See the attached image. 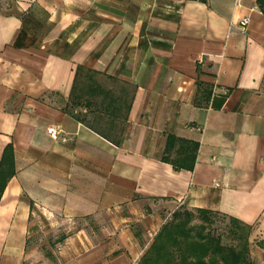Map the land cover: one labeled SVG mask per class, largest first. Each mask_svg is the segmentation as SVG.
I'll use <instances>...</instances> for the list:
<instances>
[{"label": "crops", "instance_id": "obj_1", "mask_svg": "<svg viewBox=\"0 0 264 264\" xmlns=\"http://www.w3.org/2000/svg\"><path fill=\"white\" fill-rule=\"evenodd\" d=\"M0 168V264H137L180 209L251 226L264 264L256 0H0ZM40 216L78 228L26 254Z\"/></svg>", "mask_w": 264, "mask_h": 264}, {"label": "trees", "instance_id": "obj_2", "mask_svg": "<svg viewBox=\"0 0 264 264\" xmlns=\"http://www.w3.org/2000/svg\"><path fill=\"white\" fill-rule=\"evenodd\" d=\"M256 4L264 13V0H256ZM82 73L88 79L91 78L89 70L77 68L76 81L72 88L73 104L78 103L75 100V89L77 78ZM88 89L90 86H87ZM102 135L107 137L106 134ZM8 177L9 171L0 168V195ZM211 215L212 212L205 209H197L194 212L186 209L175 211L171 220L159 228L137 264H253L249 258L251 226L234 218H227L235 227L232 233L237 239V244L226 246L221 244L219 237L205 232L206 223L212 221ZM195 217L201 221L198 226L192 223Z\"/></svg>", "mask_w": 264, "mask_h": 264}, {"label": "rangeland", "instance_id": "obj_3", "mask_svg": "<svg viewBox=\"0 0 264 264\" xmlns=\"http://www.w3.org/2000/svg\"><path fill=\"white\" fill-rule=\"evenodd\" d=\"M212 221L210 223H206L207 227L205 232H209L213 237H219L221 240V244L230 246L236 245L237 239H235L232 230L235 228L234 225L229 223V220L218 214V212H212ZM171 216H163L162 225L171 220ZM41 227L37 230L36 233H29L27 238V244L25 248L26 254L29 252L37 251L38 254L44 252L58 251L62 246H65L66 240L64 243L59 241L61 237L67 238L73 236L75 231L77 230V226L74 223L66 222L64 225H59L57 222H50L51 219H47L46 217L40 216ZM194 226H198L201 221L199 218L195 217L192 221ZM158 232V231H157ZM153 234L149 239L148 243H151L154 236ZM152 239V240H151ZM36 256V255H35ZM40 256V255H39ZM26 261L24 264H43L44 259L42 258H25Z\"/></svg>", "mask_w": 264, "mask_h": 264}, {"label": "built area", "instance_id": "obj_4", "mask_svg": "<svg viewBox=\"0 0 264 264\" xmlns=\"http://www.w3.org/2000/svg\"><path fill=\"white\" fill-rule=\"evenodd\" d=\"M248 23V19L247 18H243L241 21H240V25L242 27H245ZM47 133L51 136V138L53 139H57L58 138V135H59V129L55 128L54 126H49L47 128Z\"/></svg>", "mask_w": 264, "mask_h": 264}]
</instances>
